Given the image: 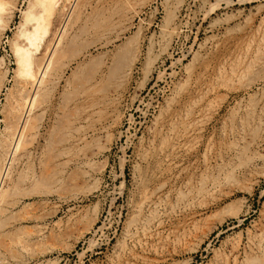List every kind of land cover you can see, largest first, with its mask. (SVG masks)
<instances>
[{
	"label": "rangeland",
	"instance_id": "rangeland-1",
	"mask_svg": "<svg viewBox=\"0 0 264 264\" xmlns=\"http://www.w3.org/2000/svg\"><path fill=\"white\" fill-rule=\"evenodd\" d=\"M93 1L0 33V264H264V0Z\"/></svg>",
	"mask_w": 264,
	"mask_h": 264
},
{
	"label": "bare ground",
	"instance_id": "bare-ground-1",
	"mask_svg": "<svg viewBox=\"0 0 264 264\" xmlns=\"http://www.w3.org/2000/svg\"><path fill=\"white\" fill-rule=\"evenodd\" d=\"M11 1V2H10ZM113 1V0H112ZM59 2H60V0H32V3H31V7H30V10H29V12L25 15V26H26V28L27 29H31L33 26H34V24L37 22V20H38V16H39V13H41V11H43V13L44 14H46L47 12H48V4H49V11H50V8L51 9H54L56 6H58V4H59ZM66 2V1H65ZM65 2H63L62 4H63V6H64V3ZM93 2H95V0L93 1ZM4 3H5V5H4ZM68 3V2H67ZM115 3V2H114ZM113 3V4H114ZM14 4H15V0H0V12L2 11V8H4V20L3 21H1L0 23H2L1 24V26H0V33L1 32H3V30L5 29V27L7 26V24L9 23V18H10V16H11V9L13 8V6H14ZM61 4V5H62ZM124 4V3H123ZM115 5V4H114ZM116 6V5H115ZM114 6V7H115ZM47 7V8H46ZM59 7V6H58ZM67 7V6H66ZM72 7V6H71ZM97 8V7H96ZM57 9V8H56ZM60 9V8H59ZM55 10V9H54ZM53 10V11H54ZM61 10V9H60ZM67 10V9H66ZM92 10V9H91ZM116 10V9H115ZM57 11H58V9H57ZM69 12V11H68ZM54 13V12H53ZM72 13V12H71ZM100 13V12H99ZM59 14V13H58ZM60 14H61V12H60ZM81 15V14H80ZM111 15V14H110ZM116 15H117V13H116ZM58 16V15H57ZM6 17V18H5ZM53 18V17H52ZM66 19H68V17L66 18ZM78 19V18H77ZM76 19V20H77ZM85 19V18H84ZM107 19V18H106ZM56 21V20H55ZM59 21V20H58ZM64 21H66L67 22V20H64ZM96 21V20H95ZM102 21V20H101ZM76 22H78V21H76ZM85 22V21H84ZM60 23V22H59ZM80 23V22H79ZM83 23V22H82ZM75 24V23H74ZM85 24V23H84ZM99 24V23H98ZM94 25V24H93ZM64 26V25H63ZM82 27H84L83 26V24H82ZM67 27H65V29H66ZM80 28V27H79ZM64 30V28L62 29V31ZM70 31V30H69ZM79 31V33H80V31H82V30H78ZM77 31V32H78ZM82 33V32H81ZM80 33V34H81ZM100 33V32H99ZM71 35V34H70ZM75 35V34H74ZM78 35V34H77ZM82 35H83V33H82ZM56 36H57V34H56ZM69 36V35H68ZM50 37H52V36H50ZM55 37V36H54ZM53 37V40H55V38ZM75 36H73V34H72V38H74ZM21 39H20V41L18 42V44H17V46H16V58H17V63H18V68L20 69V73H19V79H18V88L16 89V93H17V95L19 96V97H22L23 95H26L27 94V92L26 91H28L29 89H27V86H29V88H35V87H39L40 86V84H42V78H41V74H39V72L42 70V68H44V65L45 64H47V58H48V56H49V51H50V49H51V47H52V43L51 44H48V42L47 41H45V43L47 42V44L46 45H44V44H42L41 42H40V40L39 39H37L36 37H35V34H34V30H23V33H22V35H21V37H20ZM58 38V37H57ZM52 39V38H51ZM50 39V40H51ZM69 39V38H68ZM47 40H49V38L47 39ZM41 41H43V40H41ZM52 41V40H51ZM50 42V41H49ZM235 45V44H234ZM245 58V57H244ZM119 71V70H118ZM116 74H117V72H115ZM3 74H5V73H3ZM103 74V73H102ZM105 74V73H104ZM106 74H108V72L106 73ZM127 74V70H124L123 69V71H120L117 75H116V78H121V77H124L125 75ZM3 76V75H2ZM114 76V75H113ZM201 76V75H200ZM4 77V76H3ZM90 78V77H89ZM111 78H113V77H111ZM3 79V78H2ZM88 81V80H87ZM44 82V81H43ZM85 82H86V80L83 82L84 84H85ZM90 82H92V80L90 81ZM96 82V81H95ZM87 83V82H86ZM88 83H89V81H88ZM84 84H83V86H84ZM2 83L0 82V89H1V87H2ZM81 85V84H80ZM41 87V86H40ZM114 87V86H113ZM116 87V86H115ZM114 87V88H115ZM78 88H80V87H77V89ZM107 88V87H106ZM74 89V88H73ZM83 89V88H82ZM100 89V88H99ZM31 90V89H30ZM37 90V89H36ZM72 90V89H71ZM85 91H87L86 89H84ZM107 90V89H106ZM33 91V90H32ZM74 91V90H73ZM85 91H81L82 93L84 92L85 93ZM99 91V90H98ZM103 91V90H102ZM114 91V90H113ZM75 92V91H74ZM74 92H71V93H74ZM100 92H101V89H100ZM70 92H69V94H71ZM77 94H80V93H78V92H76ZM103 93H104V91H103ZM74 95V94H73ZM81 95V94H80ZM79 95V96H80ZM87 95V94H86ZM71 96V95H70ZM69 96V97H70ZM107 96V95H106ZM71 97H73V96H71ZM76 97V96H75ZM67 99V98H66ZM75 99V98H74ZM98 99V98H97ZM82 100V99H81ZM71 101V100H70ZM76 102V101H75ZM93 103V102H92ZM91 103V104H92ZM84 104V103H83ZM103 104V103H102ZM95 105V104H94ZM93 104H92V106H94ZM99 105V104H98ZM97 105V106H98ZM79 106V105H78ZM83 106H85V105H83ZM89 106V105H88ZM92 106H90V108L92 107ZM96 106V107H97ZM37 107V106H36ZM61 107V106H60ZM75 107V106H74ZM41 109H44V108H42V106L40 107ZM46 108H47V106H46ZM69 108V107H68ZM77 108H80V107H76V109ZM63 109H65V107L63 106L62 108H61V112H62V110ZM67 109V108H66ZM99 109V108H98ZM175 109V108H174ZM59 109L57 108V111H58ZM69 110H71V109H69ZM97 110V109H96ZM60 111V110H59ZM74 112H75V110H73ZM79 111V110H78ZM78 111H77V114H78ZM60 112V113H61ZM64 112V111H63ZM62 112V113H63ZM84 113V112H83ZM64 114V113H63ZM88 114V113H87ZM65 115V114H64ZM67 115V114H66ZM65 115V116H66ZM68 115H69V113H68ZM66 116V117H69V116ZM75 115V114H74ZM60 117H61V114L59 115ZM90 116V115H89ZM179 116V115H178ZM70 117H72V115L70 114ZM87 117V116H86ZM88 118V117H87ZM97 118V117H96ZM99 118V117H98ZM69 118H66V120H65V118H64V120L65 121H69L68 120ZM85 120H83L84 122L86 121V120H88V119H86V118H84ZM175 119V118H174ZM63 120V121H64ZM72 120V119H71ZM75 120V119H74ZM91 120V119H90ZM64 121V122H65ZM76 121V120H75ZM184 121V120H183ZM194 121V120H193ZM72 123H73V121H71ZM70 122V123H71ZM89 122V121H88ZM178 122V121H177ZM171 123H173V122H171ZM195 123V122H194ZM193 123V124H194ZM65 124H66V122H65ZM64 124V125H65ZM68 124V123H67ZM66 124V125H67ZM192 124V125H193ZM81 125V124H80ZM169 125V124H168ZM175 125V124H174ZM173 125V126H174ZM190 125V124H189ZM68 126V125H67ZM170 126V125H169ZM188 126V125H187ZM194 126H196V125H194ZM193 126V127H194ZM65 127V126H64ZM74 127H75V125H74ZM192 127V128H193ZM77 129V128H76ZM78 129H79V127H78ZM165 129V128H164ZM172 129V128H171ZM101 130H102V128H101ZM192 131V130H191ZM160 132V131H159ZM171 132H173V130H171ZM184 133V132H183ZM185 134V133H184ZM186 135V134H185ZM188 135V134H187ZM163 136H165L164 134H163ZM71 137H72V135H71ZM75 137V136H74ZM77 138V137H76ZM80 138V137H79ZM65 139V138H64ZM164 139V138H163ZM67 140H68V138H67ZM79 140V139H78ZM59 141V140H58ZM65 141V140H64ZM64 141H59L61 144H63V142ZM82 141V140H81ZM59 142H57V143H59ZM75 142H77V141H75ZM54 143V142H53ZM67 144H69V143H67ZM182 144V143H181ZM57 145H59V144H57ZM170 147V146H169ZM55 148V147H54ZM63 148V147H62ZM174 149V148H173ZM172 149V150H173ZM159 150V149H158ZM224 150V149H223ZM168 153V152H167ZM24 155H26V156H28V152H26ZM158 155V154H157ZM170 155V154H169ZM176 155V154H175ZM146 158V157H145ZM169 158V157H168ZM174 158V157H173ZM150 159V158H149ZM224 164V163H223ZM54 165V164H53ZM57 165H58V163H57ZM57 165H55L56 167H59V166H57ZM42 167V166H41ZM51 167V166H50ZM44 168L46 169L47 167H45L44 166ZM233 168V167H232ZM41 169H43V168H41ZM40 169V170H41ZM55 169V167H52L50 170L52 171V172H50V177L51 176H53V177H55V172H57V174H59V175H62V172L60 171V172H58V170L56 171V169ZM221 169V168H220ZM48 170V169H47ZM59 170H60V168H59ZM228 171H230V170H228ZM232 171V170H231ZM42 173H43V170L41 171ZM51 173H53V174H51ZM228 173V172H227ZM231 173V172H230ZM45 175V174H44ZM218 175V174H217ZM68 176V175H67ZM67 176H64L63 178H67V179H70V177L68 178ZM201 177V176H200ZM217 177V176H216ZM202 179V178H201ZM214 179V178H213ZM190 181V180H189ZM213 181V180H212ZM216 182V181H215ZM214 183V182H213ZM215 185H217V184H213L212 186H215ZM195 186V185H194ZM192 187V186H191ZM199 188H201V187H199ZM210 189V188H209ZM199 190V189H198ZM197 191V190H196ZM202 193V192H201ZM157 200V199H156ZM159 200V199H158ZM157 200V201H158ZM150 202V201H149ZM160 203V202H159ZM154 204V203H153ZM156 204V203H155ZM154 204V205H155ZM142 225V226H141ZM140 226L141 227H136L135 229H133L132 231H130V233H129V237L130 238H135L136 239V242H138L137 241V238L140 240V238H139V231L140 232H142V233H146V231L147 230H145V229H147V228H145V226L143 225V224H141ZM137 226V225H136ZM147 235V234H146ZM133 240V239H132ZM144 250V249H143ZM145 259V258H144ZM131 264V263H130Z\"/></svg>",
	"mask_w": 264,
	"mask_h": 264
}]
</instances>
